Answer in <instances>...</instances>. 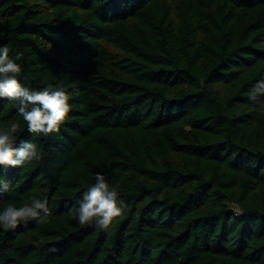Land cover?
<instances>
[{"label":"trees","instance_id":"1","mask_svg":"<svg viewBox=\"0 0 264 264\" xmlns=\"http://www.w3.org/2000/svg\"><path fill=\"white\" fill-rule=\"evenodd\" d=\"M2 46L71 111L37 135L0 98L42 153L0 167V211L49 209L0 226V264H264V0H0ZM96 173L126 205L104 230L72 211Z\"/></svg>","mask_w":264,"mask_h":264},{"label":"clouds","instance_id":"2","mask_svg":"<svg viewBox=\"0 0 264 264\" xmlns=\"http://www.w3.org/2000/svg\"><path fill=\"white\" fill-rule=\"evenodd\" d=\"M9 51L7 46L0 47V98L15 103L18 114L27 124L28 132L44 136L58 133L71 111L69 93L52 84L40 90H32L22 85L19 79L22 69L17 61L22 59L23 53L11 58ZM259 96H264V80L257 81L249 93V99L253 101ZM19 131L18 122L0 128V167H21L42 158V153L34 142L22 141L19 147L14 146ZM7 189L8 185L4 183L0 190ZM47 204V200L35 196L31 198L30 203L20 207L9 203L0 211V226L5 230L15 229L21 222L36 220L42 214L47 216ZM78 204L72 211L79 224H95L102 230L107 229L126 207L119 199L115 184L109 183L101 173L95 174V183L83 194Z\"/></svg>","mask_w":264,"mask_h":264}]
</instances>
